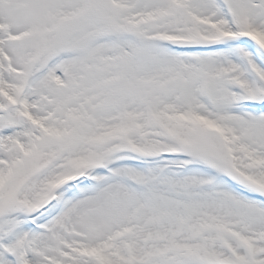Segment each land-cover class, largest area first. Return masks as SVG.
<instances>
[{
    "label": "snow or ice",
    "instance_id": "1",
    "mask_svg": "<svg viewBox=\"0 0 264 264\" xmlns=\"http://www.w3.org/2000/svg\"><path fill=\"white\" fill-rule=\"evenodd\" d=\"M0 264H264V0H0Z\"/></svg>",
    "mask_w": 264,
    "mask_h": 264
}]
</instances>
